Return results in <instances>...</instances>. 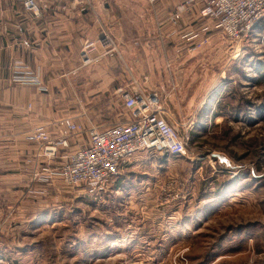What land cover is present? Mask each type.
Listing matches in <instances>:
<instances>
[{"label": "rangeland", "instance_id": "rangeland-1", "mask_svg": "<svg viewBox=\"0 0 264 264\" xmlns=\"http://www.w3.org/2000/svg\"><path fill=\"white\" fill-rule=\"evenodd\" d=\"M145 1L137 13L153 12ZM209 41L184 59L180 84L157 91L185 154L141 152L94 196L54 186L33 198L24 186L0 203V264H264V21L238 50ZM131 65L124 89L150 92Z\"/></svg>", "mask_w": 264, "mask_h": 264}, {"label": "crops", "instance_id": "crops-1", "mask_svg": "<svg viewBox=\"0 0 264 264\" xmlns=\"http://www.w3.org/2000/svg\"><path fill=\"white\" fill-rule=\"evenodd\" d=\"M119 1L37 0L41 15L35 17L22 9V0H0V203L3 205L15 201L14 197L26 186L29 177L26 161L33 146L24 140V134L32 126L68 117L83 127L104 129L127 120L129 111L119 92L124 89V73L127 79L126 65L135 66L156 93L169 78L176 85L181 83V73L189 68H185L184 59L191 53L179 51L186 42L181 36L192 24H199L197 9L184 13L176 25H170L165 15L174 11L180 0H158L151 5L153 12L145 15L137 13L133 6L147 1L130 0L129 10L121 7ZM124 2L121 0L122 5ZM143 21L152 22L153 29L142 26ZM103 34L114 39L120 57L104 58L98 64L80 68L83 40L97 39ZM218 34L212 31L210 40ZM167 63L170 65L165 69ZM16 64L36 73L48 92L41 94L34 87L12 82ZM110 102H115L112 108ZM28 104H32L30 110ZM166 118L175 123L168 114ZM50 129L55 131L53 127ZM80 141L86 144L87 138L81 136ZM58 184L59 189L62 185ZM5 211L0 206V214Z\"/></svg>", "mask_w": 264, "mask_h": 264}, {"label": "built area", "instance_id": "built-area-1", "mask_svg": "<svg viewBox=\"0 0 264 264\" xmlns=\"http://www.w3.org/2000/svg\"><path fill=\"white\" fill-rule=\"evenodd\" d=\"M76 1L80 3V0ZM148 1L155 3L158 0ZM21 5L25 12L35 17L41 15L37 0H22ZM193 9L198 11L199 24H192L181 36L186 42L179 51L201 50L209 44L212 31L218 32L238 50L256 24L264 21V0H181L176 9L168 13L166 21L176 25L184 13ZM115 55L120 57L121 54L110 35L84 39L79 67L87 68ZM12 82L47 92L39 76L22 64L15 65ZM119 92L129 111L127 120L100 129L83 127L68 117H62L34 125L24 134V140L33 146L32 155L26 161L29 173L27 195H43L44 189H54L57 183H61L62 188L94 196L106 192L120 176L122 166L141 152L171 156L185 154L189 138L179 131L177 125L167 121L156 92L137 86ZM31 108L32 104H28L27 109ZM48 127L55 131L48 130ZM81 136L87 138L86 144L81 143Z\"/></svg>", "mask_w": 264, "mask_h": 264}, {"label": "water", "instance_id": "water-1", "mask_svg": "<svg viewBox=\"0 0 264 264\" xmlns=\"http://www.w3.org/2000/svg\"><path fill=\"white\" fill-rule=\"evenodd\" d=\"M211 157L214 159H218L219 161H222V159H223V157L217 153H211Z\"/></svg>", "mask_w": 264, "mask_h": 264}]
</instances>
